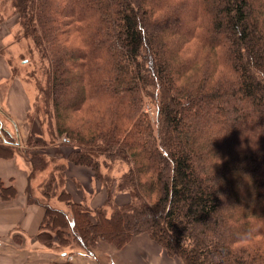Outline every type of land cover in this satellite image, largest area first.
Here are the masks:
<instances>
[{
	"label": "trees",
	"instance_id": "trees-1",
	"mask_svg": "<svg viewBox=\"0 0 264 264\" xmlns=\"http://www.w3.org/2000/svg\"><path fill=\"white\" fill-rule=\"evenodd\" d=\"M12 8L38 54L27 74L37 95L24 145L1 140L0 157L18 152L30 180L45 175L40 197L27 189L45 209L37 238L55 234L57 248L94 257L99 242L123 248L147 234L183 264H264V0ZM43 111L49 141L29 131L44 125ZM73 166L92 171L105 192L100 207L69 190L81 188ZM119 195L129 201L118 204Z\"/></svg>",
	"mask_w": 264,
	"mask_h": 264
},
{
	"label": "crops",
	"instance_id": "crops-1",
	"mask_svg": "<svg viewBox=\"0 0 264 264\" xmlns=\"http://www.w3.org/2000/svg\"><path fill=\"white\" fill-rule=\"evenodd\" d=\"M10 21L0 20V141L8 135L16 141L20 140L21 144V140H25L29 133L27 114L32 97L27 93L31 99L23 98L26 86L15 77L5 54L13 45L8 39L12 25L15 24ZM6 25L9 26L4 32ZM14 99L20 100L15 103ZM70 173L75 181L81 184L79 189L73 183L69 187L75 199L86 200L92 209L100 207L104 198L97 183L94 184L90 170L73 166ZM29 174L30 167L20 153L16 152L10 158L0 157V182L6 188L16 190V193L8 195V198H4L0 190V264H183L177 257L168 256L147 234L134 236L123 248L100 242L93 249L94 257H89L81 251L76 252V249H71L62 256L56 249L45 248L43 244L44 247L41 246L37 237L41 232L45 209L29 202ZM128 201L129 198L117 203L122 205ZM60 209L68 210L65 206Z\"/></svg>",
	"mask_w": 264,
	"mask_h": 264
},
{
	"label": "rangeland",
	"instance_id": "rangeland-1",
	"mask_svg": "<svg viewBox=\"0 0 264 264\" xmlns=\"http://www.w3.org/2000/svg\"><path fill=\"white\" fill-rule=\"evenodd\" d=\"M10 17V19H9ZM0 20H4L9 21L14 23L15 26L12 25V29H11V36L8 39V41H12L13 45L6 50V57L9 61V63L11 64L12 70L14 72V74L16 75V78H19L20 83L23 85H25V93L23 94V98H27V99H31L32 97V102H31V107L29 109V112L27 115H29L31 112H34V106L36 105V95H37V88H36V83L35 80L27 77V74L29 72H31L34 67H37V62H38V54L33 53V54H29V50L27 49V46L30 45V42L27 38H23L22 36L20 37L19 32L21 30V26L20 24H17L18 18L14 16L13 14V8H12V0H0ZM9 25H6L5 28H3L4 32L7 31V27ZM24 62L26 64H24ZM31 96H29L28 94ZM20 99H14V102H18ZM34 104V105H33ZM147 111L150 112V114L153 116V118L156 117V109L153 106H147ZM77 115H80V113H78ZM40 117L44 120V125L41 127V131L40 128L38 127L39 124L34 121L31 124V130H29L30 132H35L37 133L36 135L39 137L41 135H43V138L46 140H50V135L51 132L54 131V127H52L50 129L49 126H47L48 123V116H46L45 112H41L40 113ZM50 122V121H49ZM53 126H54V121H53ZM28 129H29V123H28ZM34 133V134H35ZM10 137L9 136H4L3 140L4 141H10ZM17 143L20 142V140L16 141ZM24 143L25 140H21V143ZM58 142V141H57ZM56 142V143H57ZM24 145V144H23ZM26 159V158H25ZM27 160V159H26ZM25 160V161H26ZM29 166V165H28ZM102 171L104 173H107V169L102 168ZM91 175H92V171L90 170ZM121 175V171L115 170L113 172L110 173V176H115V177H119ZM45 178L44 174H39V175H35L33 176V178L31 179V188L32 191H34V195H36L37 197L41 196V192H40V188L38 187L41 184V181ZM93 179V178H92ZM94 184H96L97 182L93 179ZM99 192L103 195V198L105 200V192L104 190L100 187V185L97 183ZM95 189V188H94ZM86 198H88L87 194H85ZM85 198V199H86ZM125 200H128V196L125 195V197L122 196H117L116 197V201L119 202H123ZM53 205L57 206V207H63L65 206L68 210L69 207L66 206L64 203L58 202L56 203L55 201H52ZM44 228V227H43ZM40 241V245L43 246L45 245V248L49 247L52 249H56L58 251V253H61V255L63 254V251L66 252H70L71 248H57V237L55 234H53V237H51V242H48V237L45 234H42L41 240ZM100 243V242H99ZM43 244V245H42ZM44 247V246H43ZM104 248V247H101ZM79 249H76L75 251L77 252ZM63 256V255H62Z\"/></svg>",
	"mask_w": 264,
	"mask_h": 264
}]
</instances>
